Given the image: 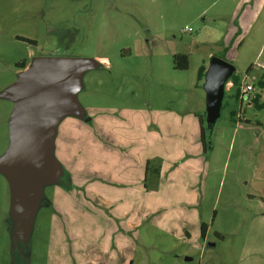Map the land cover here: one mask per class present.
<instances>
[{"label": "rangeland", "instance_id": "374dc122", "mask_svg": "<svg viewBox=\"0 0 264 264\" xmlns=\"http://www.w3.org/2000/svg\"><path fill=\"white\" fill-rule=\"evenodd\" d=\"M44 1L10 0L0 21V264H264L255 214L264 173L254 166L264 151L256 138L264 8L253 15L252 0ZM175 54L187 55L186 69L174 68ZM212 55L261 98L240 103L238 84L226 89L204 151L198 70ZM43 56L88 65L46 160L20 180L7 170L13 90L19 67Z\"/></svg>", "mask_w": 264, "mask_h": 264}, {"label": "water", "instance_id": "95a60500", "mask_svg": "<svg viewBox=\"0 0 264 264\" xmlns=\"http://www.w3.org/2000/svg\"><path fill=\"white\" fill-rule=\"evenodd\" d=\"M87 65V59L82 57L43 56L15 86L7 170L17 179L30 176L34 173L31 167L46 160L54 125L73 105L76 87ZM235 72L231 62L217 55L210 57L204 72L203 115L211 134L221 114L226 85Z\"/></svg>", "mask_w": 264, "mask_h": 264}, {"label": "crops", "instance_id": "0c3cea01", "mask_svg": "<svg viewBox=\"0 0 264 264\" xmlns=\"http://www.w3.org/2000/svg\"><path fill=\"white\" fill-rule=\"evenodd\" d=\"M39 2L40 0H36V2ZM46 1L47 0H45L44 1V4L46 3ZM53 1V0H52ZM56 1V0H55ZM254 1L255 0H252V4H251V7L253 8V7H255L253 10H255V12L253 13V15H257V13L258 14H261V11H262V9L264 8V4L263 5H261V4H259L258 2L256 3L257 5H258V7H256L255 5L256 4H254ZM9 2H10V0H0V21H1V19H3L2 17V15L4 14V9H5V7L6 6H9ZM249 2V1H248ZM42 3V2H41ZM22 5H23V11L24 12H30L32 9H31V6L32 5H30V4H27V3H21ZM37 4V3H36ZM39 4H40V2H39ZM14 37H16V39H22V40H24V39H30V40H35L37 37L36 36H34V35H30V34H27V33H16V34H14ZM264 62V61H263ZM263 62H261V63H263ZM261 67V66H260ZM262 68V67H261ZM30 69V65H24L23 64V66L22 67H19V73L18 74H20L21 76L23 75V74H25L28 70ZM227 88L226 89H228L230 86H232L233 85V82L230 80V81H228V83H227ZM256 93H258V100L261 98V96H260V92H259V89L257 88V92ZM251 102V101H250ZM249 103V102H248ZM234 110H232V112H233ZM233 116V115H232ZM238 117H239V115H238ZM233 118V117H232ZM261 125V124H260ZM257 139H262L263 140V143H264V126H263V132H262V134H261V136L258 134V136L256 137ZM259 157L256 159V161L254 162V166H255V168L257 169V170H255V171H258V173L260 174H262V173H264V151L262 152H260L259 153ZM258 191L259 192H261V189H258ZM259 203H261V207H264V198H263V196H262V198H261V201L259 202ZM255 214H258V220L260 221V222H264V208H260L258 211H255Z\"/></svg>", "mask_w": 264, "mask_h": 264}, {"label": "trees", "instance_id": "16d2710c", "mask_svg": "<svg viewBox=\"0 0 264 264\" xmlns=\"http://www.w3.org/2000/svg\"><path fill=\"white\" fill-rule=\"evenodd\" d=\"M27 41L32 42L33 40L30 39H24ZM187 55L186 54H175L173 56V65L175 69H186L187 68ZM206 66L201 65L198 70V79H201L204 77ZM230 80L233 82V84H238V78L236 77V74H233L230 78ZM263 86V83H260V87ZM236 98L238 99V89L235 94ZM258 101V93H255V96L251 100L253 104H257ZM232 114H234L232 112ZM198 118V124H199V139L202 145V148L204 151H206L208 148H211V141L213 134L210 133V130L206 128L205 126V120L203 113L197 114ZM205 233V225L202 224L201 226V235L204 237Z\"/></svg>", "mask_w": 264, "mask_h": 264}, {"label": "built area", "instance_id": "2783aa9c", "mask_svg": "<svg viewBox=\"0 0 264 264\" xmlns=\"http://www.w3.org/2000/svg\"><path fill=\"white\" fill-rule=\"evenodd\" d=\"M185 29L191 30L190 27H186ZM260 66L264 69V62L260 64ZM238 100L240 103L247 101L250 102L255 93L257 92V86L252 82L243 81L238 83Z\"/></svg>", "mask_w": 264, "mask_h": 264}, {"label": "flooded vegetation", "instance_id": "af4514ba", "mask_svg": "<svg viewBox=\"0 0 264 264\" xmlns=\"http://www.w3.org/2000/svg\"><path fill=\"white\" fill-rule=\"evenodd\" d=\"M14 106V105H13ZM13 110H14V108H13Z\"/></svg>", "mask_w": 264, "mask_h": 264}]
</instances>
